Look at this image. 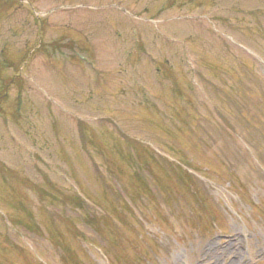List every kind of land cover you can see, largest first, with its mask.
Segmentation results:
<instances>
[{
    "label": "rangeland",
    "instance_id": "obj_1",
    "mask_svg": "<svg viewBox=\"0 0 264 264\" xmlns=\"http://www.w3.org/2000/svg\"><path fill=\"white\" fill-rule=\"evenodd\" d=\"M0 264H264V0H0Z\"/></svg>",
    "mask_w": 264,
    "mask_h": 264
}]
</instances>
